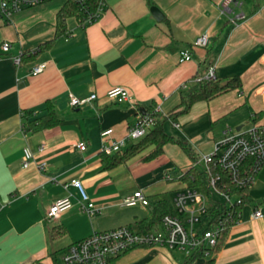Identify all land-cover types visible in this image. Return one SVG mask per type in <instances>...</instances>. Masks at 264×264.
<instances>
[{
	"label": "crops",
	"instance_id": "0c3cea01",
	"mask_svg": "<svg viewBox=\"0 0 264 264\" xmlns=\"http://www.w3.org/2000/svg\"><path fill=\"white\" fill-rule=\"evenodd\" d=\"M226 2L102 0L98 19L80 26L69 17L64 34L56 38V16L64 0L22 9L9 20L0 17V46L9 44L0 57V264H61L66 249L92 233L118 227L141 232L136 224L150 218L159 196L173 198L184 187L178 179L192 161L180 147L168 144L155 159L144 160L149 147L104 168L100 133L111 129L110 138L118 140L140 113L158 108L162 117L168 115L178 106L181 92L195 77H205L210 67L219 81L237 77L240 88L196 102L185 114L167 119L164 124L174 129L175 138L199 159L212 151L226 127L238 132L264 125V0H230V12L223 13ZM151 7L161 12V20L153 17ZM236 14L244 18L234 22ZM203 34L208 46H193ZM44 44L48 46L36 51ZM181 51L190 53V61L178 62ZM26 53L15 65L14 58ZM40 64L43 71L32 75ZM114 87L126 89L130 99L119 104L107 100L106 92ZM68 94H95L96 99L71 108ZM50 107L55 126L24 130L26 113L39 118ZM78 142L85 143L84 151L76 148ZM24 148L32 153L27 168H22ZM74 179L93 203V215L80 210V195L70 186ZM138 190L150 198L149 205L124 206V199ZM65 197L72 207L55 220L47 219L50 205ZM248 198L213 264H264V164ZM255 209L261 218L252 217ZM56 227L63 234L53 238ZM203 261L187 263L183 251L154 246L133 248L110 264Z\"/></svg>",
	"mask_w": 264,
	"mask_h": 264
},
{
	"label": "built area",
	"instance_id": "2783aa9c",
	"mask_svg": "<svg viewBox=\"0 0 264 264\" xmlns=\"http://www.w3.org/2000/svg\"><path fill=\"white\" fill-rule=\"evenodd\" d=\"M55 0H0V17L9 20L10 16L25 8ZM65 1V0H64ZM229 2L223 6V13H229ZM238 5V2H235ZM101 6L95 14V20L99 15ZM244 18L243 14H236L234 22ZM193 46L206 48L208 36H199ZM1 54L7 52L9 44L4 42L0 46ZM191 55L188 51L178 54V62H188ZM14 64L19 66L21 58H14ZM44 64L34 66L32 75L40 74ZM215 75L210 67L205 77H195L193 83L213 81ZM264 104V88L261 90ZM105 97L114 103H122L130 99L128 91L122 87L109 89ZM96 99L95 94L87 98H77L68 94V105L77 108L89 104ZM160 112L158 108L151 112L140 113L135 122L127 129L125 135L118 140L111 139L112 130H104L100 133L102 140L100 153L112 156L124 149L129 142H135L144 138L155 122V115ZM167 116V115H165ZM76 148L80 151L86 149L84 142H78ZM43 146L40 147V150ZM22 168H27L32 159V153L28 148L23 149ZM198 163L202 165L201 174L206 180L205 192L199 188H187L184 186L178 190L172 198L174 212L161 219V227L155 231L137 232L129 227L92 233L88 237L72 243L61 255V264H110L114 259L136 247L161 246L173 251H183L188 257L197 249H211L223 231L225 223L233 226L241 217V212L236 208L241 204L239 192L249 188L255 181L256 175L264 163V125H253L244 131H234L226 127L222 138L214 144L212 151L201 156ZM42 168V166H41ZM70 186L80 195V210L88 215L94 214V205L86 196L79 180H72ZM126 207L137 205L148 206L149 202L141 190L135 191L123 201ZM72 202L69 197L54 201L46 212V218L55 220L61 213L70 209ZM210 209L218 213L214 218ZM254 219L262 217L259 209L252 213ZM207 251L205 254L207 255Z\"/></svg>",
	"mask_w": 264,
	"mask_h": 264
},
{
	"label": "trees",
	"instance_id": "16d2710c",
	"mask_svg": "<svg viewBox=\"0 0 264 264\" xmlns=\"http://www.w3.org/2000/svg\"><path fill=\"white\" fill-rule=\"evenodd\" d=\"M102 4V0H65L61 9L56 16V35L64 34V22L69 17H74L80 26H84L88 23L95 21V14ZM48 44L41 45L36 51L45 49ZM26 54H22L21 62ZM29 56V55H28ZM31 56V55H30ZM240 80L237 77L228 79L226 81H219L217 79L213 81H202L193 83V85L187 90L181 92L180 102L178 106L169 113L167 116L162 117L161 115H155V122L149 133L142 139L138 140L135 144L122 149L112 156L102 155V162L104 168H111L117 166L121 163L126 162L135 154L142 152L143 150L152 147L150 153L144 158L145 161L155 159L163 154L164 147L168 144H175L186 154V156L192 161V164L198 159L192 150L187 146V144L182 139H177L169 134H167L163 128L164 123L167 119L175 118L182 114L188 112L191 106L199 101H209L225 92L239 89ZM24 119V130L29 132H39L47 130L57 123V118L55 112L50 107L47 114L39 118H32L30 113H26L23 117ZM264 164V163H263ZM262 167V166H261ZM181 183L187 188H199L200 190H206V180L200 172H196L192 167L183 172L179 179ZM249 189V188H248ZM248 189L244 188L239 192L241 198V204L237 206V210L241 212L242 208L250 203L248 198ZM148 202L150 198L146 197ZM174 212V207L172 203V196L161 195L159 199L154 203V207L151 212L149 219L142 220L136 224L139 231H157L161 227V219L167 215ZM211 214L214 218H218V213L213 212L210 209ZM233 227L230 223H225L223 226V231L219 235L216 244L211 249H197L193 251L187 257V263H192L198 260H204L200 264H213V257L219 250L220 246L226 239L229 231ZM63 234L61 228H53L51 235L53 238H57ZM208 252L207 255L205 252Z\"/></svg>",
	"mask_w": 264,
	"mask_h": 264
},
{
	"label": "rangeland",
	"instance_id": "374dc122",
	"mask_svg": "<svg viewBox=\"0 0 264 264\" xmlns=\"http://www.w3.org/2000/svg\"><path fill=\"white\" fill-rule=\"evenodd\" d=\"M164 130L167 134L175 137V132L174 129L170 126L169 123L164 124ZM193 168L196 172H200L202 171V165L198 163V160L196 162L193 163Z\"/></svg>",
	"mask_w": 264,
	"mask_h": 264
},
{
	"label": "water",
	"instance_id": "95a60500",
	"mask_svg": "<svg viewBox=\"0 0 264 264\" xmlns=\"http://www.w3.org/2000/svg\"><path fill=\"white\" fill-rule=\"evenodd\" d=\"M150 12L156 20H161L162 14L157 8L151 7Z\"/></svg>",
	"mask_w": 264,
	"mask_h": 264
},
{
	"label": "bare ground",
	"instance_id": "6f19581e",
	"mask_svg": "<svg viewBox=\"0 0 264 264\" xmlns=\"http://www.w3.org/2000/svg\"><path fill=\"white\" fill-rule=\"evenodd\" d=\"M98 19V18H97ZM72 108V107H71ZM112 139V138H111Z\"/></svg>",
	"mask_w": 264,
	"mask_h": 264
}]
</instances>
